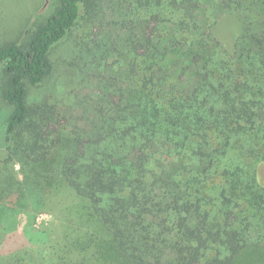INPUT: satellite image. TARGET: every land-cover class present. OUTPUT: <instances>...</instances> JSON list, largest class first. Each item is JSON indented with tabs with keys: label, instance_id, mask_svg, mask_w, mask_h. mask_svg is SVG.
I'll return each instance as SVG.
<instances>
[{
	"label": "trees",
	"instance_id": "16d2710c",
	"mask_svg": "<svg viewBox=\"0 0 264 264\" xmlns=\"http://www.w3.org/2000/svg\"><path fill=\"white\" fill-rule=\"evenodd\" d=\"M107 1L101 93L66 135L41 136L51 117L28 92L99 0H58L0 45L2 162L20 152L65 225L53 243L11 234L0 264H264V0Z\"/></svg>",
	"mask_w": 264,
	"mask_h": 264
},
{
	"label": "rangeland",
	"instance_id": "374dc122",
	"mask_svg": "<svg viewBox=\"0 0 264 264\" xmlns=\"http://www.w3.org/2000/svg\"><path fill=\"white\" fill-rule=\"evenodd\" d=\"M99 3V12L91 18H82L69 37L53 51V75L41 87L29 88L28 107L32 110L43 106V110L50 114L46 113L48 117H51L41 130L42 137L49 135L54 139L58 138L57 135L68 134L66 129L73 123L72 120H81L82 110L87 114L83 107L88 101H85L84 96L88 94L94 97L101 93L97 77H101L107 69L102 63V67L100 63L97 64L99 50L95 47L103 43L106 46L112 37L115 28L111 20H116L117 10H113L114 14L111 11L117 6L110 5L107 0H99ZM57 5L58 0H0V45L10 41L25 42L35 26L44 22ZM70 65L74 69L70 77L73 82L70 85L61 84L59 78L63 66L67 68ZM9 110V105H6L0 94V173L3 176H0V248L8 246L4 242L6 237L23 232L25 228L32 232L40 230L49 237L50 243L56 242L65 229L63 220L56 216L57 210L52 205L57 201L55 197L52 198L56 192L47 193L35 186L32 175L26 176L30 166L20 152L11 156L9 165L2 162L6 144L2 122ZM23 133H28L27 127ZM44 187L48 189L47 184ZM49 198H52L51 203L48 202ZM24 236L27 241L32 238L29 234L16 239L21 242L26 240L22 238Z\"/></svg>",
	"mask_w": 264,
	"mask_h": 264
}]
</instances>
